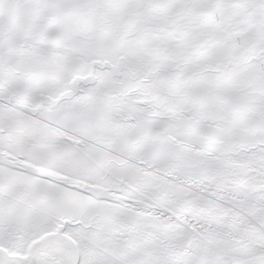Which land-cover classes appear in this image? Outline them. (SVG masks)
I'll return each instance as SVG.
<instances>
[{
    "label": "snow or ice",
    "instance_id": "snow-or-ice-1",
    "mask_svg": "<svg viewBox=\"0 0 264 264\" xmlns=\"http://www.w3.org/2000/svg\"><path fill=\"white\" fill-rule=\"evenodd\" d=\"M0 264H264V0H0Z\"/></svg>",
    "mask_w": 264,
    "mask_h": 264
}]
</instances>
